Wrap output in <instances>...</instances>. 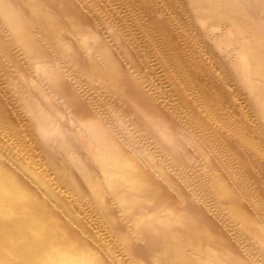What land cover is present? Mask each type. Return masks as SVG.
Listing matches in <instances>:
<instances>
[{"label":"rangeland","instance_id":"obj_1","mask_svg":"<svg viewBox=\"0 0 264 264\" xmlns=\"http://www.w3.org/2000/svg\"><path fill=\"white\" fill-rule=\"evenodd\" d=\"M74 1L88 20L86 33L32 28L46 71L11 38L0 13L1 164L34 187L31 166L43 169L68 211L53 198L48 207L111 264H164L181 242L193 254L188 225L177 220L184 212L223 233L240 257L264 264V61L246 35L252 26L232 22L234 7L216 23L211 13L220 0H202V7L191 0ZM61 4L47 6L59 14ZM236 9L264 32V0H243ZM103 42L119 64L112 80L94 72L96 60L109 62L97 51ZM192 110L202 121L191 119ZM93 123L137 158L141 180L123 171L109 182L112 168L96 156L102 138ZM61 168L91 199L58 180ZM91 178L100 185L88 187ZM235 206L255 225L234 216Z\"/></svg>","mask_w":264,"mask_h":264},{"label":"bare ground","instance_id":"obj_2","mask_svg":"<svg viewBox=\"0 0 264 264\" xmlns=\"http://www.w3.org/2000/svg\"><path fill=\"white\" fill-rule=\"evenodd\" d=\"M134 1L135 0H128V4L134 3ZM191 1L199 3V7H202L200 6L202 0ZM242 1L243 0H220L219 4L213 5L214 12L213 14L211 13V15L214 16L215 22L217 23L218 19L222 20L225 15H227L226 9L234 7L236 11L230 15L232 22L239 28L240 24L248 21L252 28L248 30L247 33L244 32L257 41V50L262 54V61H264V32L262 29L254 27L256 26L255 21L249 16L250 14L248 15L244 11L240 12V10L236 9ZM48 3L52 5L53 3H62L59 8L55 9L59 14L52 12L47 6ZM204 4L207 5L206 2H204ZM81 8L82 6L74 0H0V13L11 30V38L16 39V42L23 47L24 52L29 56L41 58L38 64L39 67L45 64L46 59L40 57L42 56L40 53V46L35 42L36 39L32 33V28L34 26H40L46 31L45 29L50 27L58 29L62 27V32L63 29L64 31L70 32L73 30V27H75L79 28L77 30L79 34H84L87 32L86 29H84L87 19L85 20V17L81 15ZM60 13L67 14L68 17H61L60 15L62 14ZM204 19L206 18L204 17ZM141 20L143 21L142 18ZM154 20L155 19L152 18L151 21ZM132 21L134 20H131V22ZM90 30H93V28ZM64 34L61 35L59 40L61 44L69 41L66 35L63 36ZM235 34L240 35L241 33L239 31ZM97 51L103 58L109 59V62L103 67L100 62L96 60V62H94L95 74L101 75L107 80L114 79V73L119 64L114 59L113 51L107 48L104 42L102 44L99 43ZM43 71H46V67L43 68ZM73 94L74 91L70 92V95ZM149 110L153 117L156 116L158 112L156 108L150 107ZM1 114H4L3 109H0V115ZM191 114V119H194V122L199 123L202 121H196L193 116V114L196 115L195 111L192 110ZM262 116L264 118V111ZM74 117L78 119V121H84V117L81 113H76ZM163 123H166V121H163ZM90 129H93L95 132L101 131V135L99 133L98 135L102 138V142L97 148L96 156L101 165L108 167L110 165L112 168L111 171L113 172L106 170V175H109V182L113 179L114 175L123 171L129 172L128 174H124V176L131 182H138L144 177L142 164L137 158L128 154L125 147L117 140H113L112 137H106L107 135L101 124L93 123L90 125ZM92 138L89 140H94L95 135H93ZM28 167H30V165H28ZM31 169L33 175L36 176L35 180L38 183L37 187H34L31 182L19 178L14 172L8 167L3 166L0 162V262L15 264L14 259L21 257L24 259V262L21 264H111L106 257L97 255L94 249L87 245L84 236L76 234L75 231H72L74 233L69 232V225H65L58 219L54 211L48 207L46 199L53 198L55 202L59 203V205H63L64 209L68 211L66 202H62L60 198H56V191L50 185L48 177L43 174V169L37 171L32 166ZM138 173H143L142 178ZM57 178L63 185L69 186L70 189L75 190L78 195L88 198V189L85 188V185L76 180L75 176L66 173L65 169L61 168L58 170ZM88 180V187L91 189H94L98 184L100 185V183L92 178ZM228 188L220 185L217 189L218 191H225ZM156 193L155 197L160 198L163 196H161V192L158 190ZM235 207L237 208L233 211L234 216H237L252 226L255 225V222L252 221L253 219L247 212L238 206ZM194 209L195 208H193V210ZM73 217L77 219L76 215ZM176 219L173 217L168 220L174 221ZM177 220L184 224L187 223L188 225V244L192 245L194 248L192 250L193 254L188 253L185 248L186 246L183 245L184 243H176L175 255L168 258L166 257L167 259L164 264H256L252 260L240 257L234 247L231 244L228 245V241L223 233H214V229L212 231L208 221L198 219V217L196 218L192 214L186 212L181 213ZM167 229L166 232H168ZM194 233H196V236H194ZM22 238H29V244L23 247L17 246V242ZM118 240L120 241V239ZM173 245L175 246V243Z\"/></svg>","mask_w":264,"mask_h":264}]
</instances>
